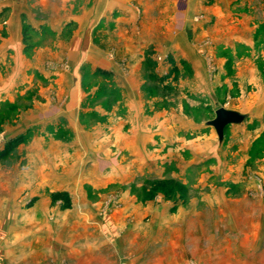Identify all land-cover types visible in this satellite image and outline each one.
<instances>
[{
    "label": "crops",
    "instance_id": "0c3cea01",
    "mask_svg": "<svg viewBox=\"0 0 264 264\" xmlns=\"http://www.w3.org/2000/svg\"><path fill=\"white\" fill-rule=\"evenodd\" d=\"M263 25L264 0H0V134L4 145L19 139L0 147V208L14 209L10 222H20L15 209L27 196L25 224L62 207L40 234L48 254L78 257L94 254L99 238L138 239L147 223L163 222L174 249L191 256L205 223L242 225L217 232L216 245L232 255L224 242L247 237L255 257L261 225L264 234V198L250 193L253 165L264 175ZM208 46L219 64L216 96L250 98L225 107L246 118L222 140L208 119L183 109L165 119L157 109L159 95H213ZM146 176L171 177L189 194L145 192ZM65 233L90 246L65 250Z\"/></svg>",
    "mask_w": 264,
    "mask_h": 264
},
{
    "label": "rangeland",
    "instance_id": "374dc122",
    "mask_svg": "<svg viewBox=\"0 0 264 264\" xmlns=\"http://www.w3.org/2000/svg\"><path fill=\"white\" fill-rule=\"evenodd\" d=\"M256 14L257 17H262L261 15H263V13L259 10L256 12ZM202 19H204L202 15H197L195 18L196 21ZM260 30L262 32H258L257 35L259 34L260 37H264V25ZM195 38L198 42L199 40H203L202 45H205V43L209 45V42L211 41L210 36L207 38H200L197 33ZM203 51L207 57L209 71L208 81L210 83V93L213 95L207 96V101H204L203 99L196 96H185L183 93H176L175 96L159 95V106L157 109L162 111L160 113V117L163 118L165 116L166 119L168 114L171 116L172 109L173 112L183 109L182 111H179V113H184L191 119L202 121L207 119L209 120L215 117V110L219 106L239 107V105H242L244 101H248L250 99L249 96L245 94L239 96L220 94L218 97L216 96L215 71L217 70V67H219V64L216 62V52L211 49L210 46H208V49H204ZM161 60L162 57L159 58V61ZM240 61H242V59ZM152 93L153 96H155V91H152ZM156 97L158 96L156 95ZM198 100H203L201 101V107H196L193 105V103H197ZM209 129L211 130V128ZM261 140L264 142V137H262ZM0 147H5V145L2 143ZM160 154L162 155L163 152H160ZM230 155V151H228V158L231 157ZM255 167L256 166L253 165L252 170L250 171V178L255 184V187L251 188L252 190L250 193L251 195H254L258 198H264V175H261V172L258 171L259 169H256ZM144 183L145 192H147L146 188L150 187V189H152L150 193L160 192L165 197L171 195L170 191L173 189H176L179 194H185L186 196L189 194L188 189L186 190L180 181L174 180L171 177L152 178V176H148L144 180ZM217 184L220 183L218 182ZM228 185H230V183H228ZM234 194L241 195V191H236ZM26 196L27 195L25 194L24 197ZM112 199L114 206H119L118 197L114 196ZM24 200L25 205L19 209H15L17 217L16 219L20 220V222H17L16 224L11 223L9 220L13 218L14 209L8 207L0 208V217L5 219V223H0V264H264V261H261V259L259 260L262 252H264V234L262 225L261 231H256V236H254L256 244L255 257L249 254V249L251 247L246 246L248 240L247 237L224 242L230 243L228 251L232 255H224L223 257L221 255V251H219L222 249V247L218 248L216 245L220 244L218 242H221L217 241V232L221 231L222 229L227 231V229L231 226H234L236 231H239L242 229V225H240V229L237 230V226L235 225L205 223L203 225V229H201L203 234L199 235L197 239L190 240V243L193 246L191 247L190 251H192L193 254L191 253V256H184V249L182 247H176L178 248L176 250L174 249L175 247L172 246V244L174 245V242L173 240L169 239L171 236L168 233L169 225L165 222H163V224H159L158 226L156 225L155 227H152L151 224L147 223L144 226L145 233H143L144 236L142 238L137 239L134 238L135 236L131 238L128 234L127 238L118 240V242L113 241L114 243H110V241L108 242L107 240L104 242V240L100 238L96 240L94 245H92V242H90L91 246H95L96 248L94 254L90 256L82 255L78 257L72 256L73 254L62 255L60 253L48 254L46 248L50 247V238L48 242V240L45 238V235L40 234V232L45 230V227H47L45 224L48 221H45L44 218H47L51 222V220H53L56 215L62 211V207L46 209L47 215L44 216L42 214H37L43 209L33 208L31 212L33 214H37V218H35L36 222L25 224L23 222L25 220L23 208H27V206L33 204L34 200L29 196L23 198V201ZM108 210H111V207L100 208V213L105 214V212ZM207 210L208 214L210 215L211 209L207 208ZM39 217H42L43 220L40 221ZM147 220H145V223L148 222ZM55 229L56 227L53 226L52 230L54 231ZM25 230L29 232L27 236H24L23 232ZM157 232H161L160 236H157L156 239L152 238L150 234L153 233L157 235ZM15 234L17 235L16 237H14ZM30 235L34 236V238L30 239ZM63 237L62 248L65 250L67 248L72 250L74 247L87 248L90 246L86 240H74L73 237L67 233H65ZM231 244L236 246H232ZM237 244H239V246H237ZM59 247L61 246L59 245ZM116 247L120 249L118 250V253H116ZM224 248H226V246ZM136 251L139 252V254H136ZM174 253L177 254L174 255ZM255 259L256 261H254Z\"/></svg>",
    "mask_w": 264,
    "mask_h": 264
},
{
    "label": "water",
    "instance_id": "95a60500",
    "mask_svg": "<svg viewBox=\"0 0 264 264\" xmlns=\"http://www.w3.org/2000/svg\"><path fill=\"white\" fill-rule=\"evenodd\" d=\"M245 118L246 115L237 110L218 107L215 111V117L208 120V124L214 127L219 140H222L225 129L229 125L241 123Z\"/></svg>",
    "mask_w": 264,
    "mask_h": 264
},
{
    "label": "trees",
    "instance_id": "16d2710c",
    "mask_svg": "<svg viewBox=\"0 0 264 264\" xmlns=\"http://www.w3.org/2000/svg\"><path fill=\"white\" fill-rule=\"evenodd\" d=\"M17 141H19V139L8 142V143L5 145V147H4L2 153H5V152H7L8 150H10L13 146H15V144L17 143Z\"/></svg>",
    "mask_w": 264,
    "mask_h": 264
},
{
    "label": "built area",
    "instance_id": "2783aa9c",
    "mask_svg": "<svg viewBox=\"0 0 264 264\" xmlns=\"http://www.w3.org/2000/svg\"><path fill=\"white\" fill-rule=\"evenodd\" d=\"M3 143V136L0 134V145Z\"/></svg>",
    "mask_w": 264,
    "mask_h": 264
}]
</instances>
